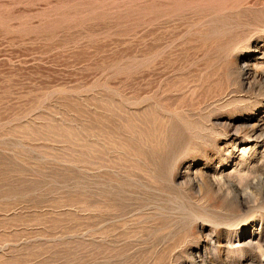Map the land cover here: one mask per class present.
Masks as SVG:
<instances>
[{
  "label": "rangeland",
  "instance_id": "obj_1",
  "mask_svg": "<svg viewBox=\"0 0 264 264\" xmlns=\"http://www.w3.org/2000/svg\"><path fill=\"white\" fill-rule=\"evenodd\" d=\"M258 114L264 0H0V264H263Z\"/></svg>",
  "mask_w": 264,
  "mask_h": 264
},
{
  "label": "bare ground",
  "instance_id": "obj_2",
  "mask_svg": "<svg viewBox=\"0 0 264 264\" xmlns=\"http://www.w3.org/2000/svg\"><path fill=\"white\" fill-rule=\"evenodd\" d=\"M238 49V48H237ZM237 60V59H236ZM239 62V61H238ZM243 66H242V70L243 71H247V70H249L248 69V67H249V62L247 61V60H243ZM254 66V65H253ZM225 67V66H224ZM239 68V67H238ZM251 68V67H250ZM228 69V68H227ZM237 69V68H236ZM231 71V70H230ZM234 72V71H233ZM250 72V71H249ZM235 73V72H234ZM231 74V73H230ZM233 74V73H232ZM247 74H249V73H247ZM259 79V78H258ZM258 85V84H257ZM261 121H262V118H261V116H260V114H258L255 118H254V121L252 122V124H250V128H249V130H248V132H249V136L250 137H253L255 140L256 139H258L261 135H262V133L264 132V122L263 123H261ZM248 122V121H247ZM247 125V124H246ZM246 130V131H247ZM239 132V131H238ZM233 133H234V131H233ZM236 133V132H235ZM248 136V135H247ZM211 181H212V179H210ZM214 180V179H213ZM215 183V182H214ZM207 184H208V181H207ZM198 185V184H197ZM212 185V184H211ZM202 186V185H201ZM206 186V185H205ZM209 189V188H208ZM245 205V204H244ZM252 208V207H251ZM261 208V207H260ZM262 209V208H261ZM234 226V225H233ZM256 234H258V235H260V233L258 232V233H255V230L254 231H247L246 233H243L242 234V237H246L247 239H248V237H250L247 241H246V238L244 239L245 241H244V244L245 245H250V246H252V247H256L257 248V250L260 252V253H262V255H264V244L259 240V238L255 241V242H253V239L254 238H256ZM208 239V238H207ZM209 242H211V241H209ZM210 244V243H209ZM233 246V245H232ZM238 247V246H237ZM234 248H236V247H234ZM243 248V247H242ZM205 250H206V248H205ZM235 250V249H234ZM236 251V250H235ZM234 251V252H235ZM204 261V260H203ZM205 262V261H204ZM206 263V262H205ZM204 264V263H203ZM264 264V263H263Z\"/></svg>",
  "mask_w": 264,
  "mask_h": 264
}]
</instances>
